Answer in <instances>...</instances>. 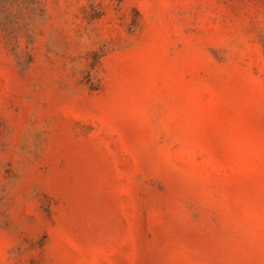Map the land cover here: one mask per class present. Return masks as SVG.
Instances as JSON below:
<instances>
[{
    "label": "rangeland",
    "instance_id": "374dc122",
    "mask_svg": "<svg viewBox=\"0 0 264 264\" xmlns=\"http://www.w3.org/2000/svg\"><path fill=\"white\" fill-rule=\"evenodd\" d=\"M0 264H264V0H0Z\"/></svg>",
    "mask_w": 264,
    "mask_h": 264
}]
</instances>
